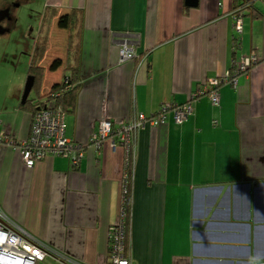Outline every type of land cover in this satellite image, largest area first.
<instances>
[{
	"label": "crops",
	"instance_id": "1",
	"mask_svg": "<svg viewBox=\"0 0 264 264\" xmlns=\"http://www.w3.org/2000/svg\"><path fill=\"white\" fill-rule=\"evenodd\" d=\"M46 10L58 20L81 11L80 90L65 135L84 155L77 169L60 157L28 168L19 152L1 145L0 207L57 252L106 264L109 228L121 212L125 152L109 140L96 149L90 140L97 125L118 127L137 114L183 106L233 61L264 55V0H197L196 7L186 0H46L42 15ZM235 12L242 14L236 42ZM43 28L42 86L47 67L61 63L49 91L72 61L69 31L61 52L55 31L48 23ZM123 41L134 47L131 61H120ZM218 91L219 106L206 97L191 101L182 125L168 112L164 124L136 133L127 252L134 264L264 263V66ZM11 99L0 109V134L26 140L32 114L19 109V94Z\"/></svg>",
	"mask_w": 264,
	"mask_h": 264
},
{
	"label": "built area",
	"instance_id": "2",
	"mask_svg": "<svg viewBox=\"0 0 264 264\" xmlns=\"http://www.w3.org/2000/svg\"><path fill=\"white\" fill-rule=\"evenodd\" d=\"M233 27L236 34L234 42L238 41L242 34V14H233ZM120 61H131L135 58L134 47L127 41L119 46ZM264 66V55L252 53L239 61H233L231 70L218 80H209L202 84L196 93L190 97V101L183 106L165 105L156 115L145 117L137 114L118 127H113L107 121H101L97 125L91 137V144L99 149L102 142L110 141L112 148L122 147L125 152V165L122 177V205L118 221L109 228L108 253L106 264H134L128 255L126 238L128 234V215L125 207V198L132 172L130 171V158L135 155V136L137 131L149 126H158L165 123L168 112H172L176 125H182L192 114L191 101L200 97H206L213 107L219 106V87L223 83L236 87L237 77L247 75L255 66ZM63 89L55 94L60 97L71 87L68 81L63 83ZM44 107L32 114L30 136L26 140H16L8 133L0 134V146L6 145L19 152L26 167L32 168L36 163L49 158L60 157L69 161L73 169H77L84 155L83 148L65 135V112L56 108L55 102H45ZM131 158V159H132ZM47 257L53 258L59 264H83L63 253H59L44 242L36 239L21 226L15 223L0 207V264H37ZM264 264V263H260Z\"/></svg>",
	"mask_w": 264,
	"mask_h": 264
},
{
	"label": "rangeland",
	"instance_id": "3",
	"mask_svg": "<svg viewBox=\"0 0 264 264\" xmlns=\"http://www.w3.org/2000/svg\"><path fill=\"white\" fill-rule=\"evenodd\" d=\"M45 2L46 0H0V7L3 6L10 15L9 19L11 18L0 24V109L13 103L11 99L13 95L19 94L20 97L22 95ZM54 16L53 14L49 16L48 29L55 31L54 36L60 41L58 46L62 52L65 31L58 27V18L55 19ZM45 35L43 33L44 37ZM46 62L42 61L41 64L46 66ZM46 72L48 77H45L42 93L48 92L53 79L60 74V70L51 71L50 67H47ZM30 98H34V93L30 94ZM37 264L59 263L47 257Z\"/></svg>",
	"mask_w": 264,
	"mask_h": 264
},
{
	"label": "trees",
	"instance_id": "4",
	"mask_svg": "<svg viewBox=\"0 0 264 264\" xmlns=\"http://www.w3.org/2000/svg\"><path fill=\"white\" fill-rule=\"evenodd\" d=\"M81 20L82 15L81 11L72 10L68 14L63 15L58 20V27L63 30L69 31L68 36V46H67V63L72 61L71 66L69 65L68 71L69 74L62 80V82L55 84L47 93L44 95H41V87L43 83L44 73L45 69L40 67L39 61L42 57L43 50L42 47L36 48L33 56L30 59L29 67L27 69V77L31 76L34 78V85L32 88L31 93H34V98H30V95L28 99L25 101L24 104L19 105V109L34 114L38 108L44 107L46 104L45 102L54 101L56 108L60 109L61 111L65 112L66 115L73 113L76 108L77 103V95L80 90V84H79V71L76 64V55L78 51V40L80 37L81 32ZM49 21V10H46L44 17H43V24L41 27V33H43V27L45 24H47ZM237 47V44H235V48ZM60 60H55L51 66L50 70L55 71L60 66ZM67 80L69 86L71 87L68 91H66L64 94H62L60 97H55V94L63 89V83ZM226 84V83H224ZM223 83L221 85H224ZM220 85V87H221ZM231 85V84H229ZM232 86V85H231ZM219 87V88H220ZM30 93V94H31ZM131 171V170H130ZM131 183V177L128 184V191L126 194V200H125V207L128 215V222H127V228L129 225V218H130V184ZM127 248H128V234L126 238Z\"/></svg>",
	"mask_w": 264,
	"mask_h": 264
},
{
	"label": "flooded vegetation",
	"instance_id": "5",
	"mask_svg": "<svg viewBox=\"0 0 264 264\" xmlns=\"http://www.w3.org/2000/svg\"><path fill=\"white\" fill-rule=\"evenodd\" d=\"M7 10L4 9L3 6L0 7V24L3 23V21L5 20H10L9 17L10 15H8V11L6 12ZM43 17H44V14L42 15V18H41V24H40V27H39V30H38V33H37V36H36V40H35V43H34V49H33V52H32V56L35 52V49L36 48H40L42 47V41L44 40V36H43V33H41V27H42V24H43Z\"/></svg>",
	"mask_w": 264,
	"mask_h": 264
},
{
	"label": "water",
	"instance_id": "6",
	"mask_svg": "<svg viewBox=\"0 0 264 264\" xmlns=\"http://www.w3.org/2000/svg\"><path fill=\"white\" fill-rule=\"evenodd\" d=\"M186 6L196 7L197 0H186ZM33 85H34V78L31 76L27 77L24 88H23L22 96H21V104H24L25 101L28 99L32 91Z\"/></svg>",
	"mask_w": 264,
	"mask_h": 264
}]
</instances>
